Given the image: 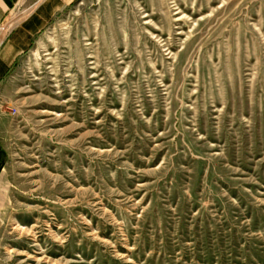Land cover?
<instances>
[{
  "label": "rangeland",
  "instance_id": "obj_1",
  "mask_svg": "<svg viewBox=\"0 0 264 264\" xmlns=\"http://www.w3.org/2000/svg\"><path fill=\"white\" fill-rule=\"evenodd\" d=\"M0 121V264H264V0H75Z\"/></svg>",
  "mask_w": 264,
  "mask_h": 264
},
{
  "label": "crops",
  "instance_id": "obj_2",
  "mask_svg": "<svg viewBox=\"0 0 264 264\" xmlns=\"http://www.w3.org/2000/svg\"><path fill=\"white\" fill-rule=\"evenodd\" d=\"M74 1L0 0V84L16 62L28 51L35 37L55 15ZM5 21H7L6 24L1 26ZM10 122L0 121V144L5 152L4 141L8 135L6 127L12 125ZM6 165L7 162L5 167ZM3 178L2 176L0 179Z\"/></svg>",
  "mask_w": 264,
  "mask_h": 264
},
{
  "label": "trees",
  "instance_id": "obj_3",
  "mask_svg": "<svg viewBox=\"0 0 264 264\" xmlns=\"http://www.w3.org/2000/svg\"><path fill=\"white\" fill-rule=\"evenodd\" d=\"M6 161H7L6 152L0 144V173H1L2 169L4 168Z\"/></svg>",
  "mask_w": 264,
  "mask_h": 264
}]
</instances>
